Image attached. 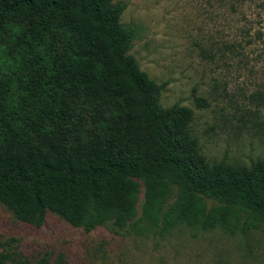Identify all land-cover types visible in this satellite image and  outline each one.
I'll return each mask as SVG.
<instances>
[{"label":"trees","instance_id":"1","mask_svg":"<svg viewBox=\"0 0 264 264\" xmlns=\"http://www.w3.org/2000/svg\"><path fill=\"white\" fill-rule=\"evenodd\" d=\"M114 1L0 0V204L35 227L54 213L85 231L132 223L142 190V214L165 230L264 218V161L205 159L193 111L162 108V87L128 55ZM10 263L29 264L0 252Z\"/></svg>","mask_w":264,"mask_h":264},{"label":"rangeland","instance_id":"2","mask_svg":"<svg viewBox=\"0 0 264 264\" xmlns=\"http://www.w3.org/2000/svg\"><path fill=\"white\" fill-rule=\"evenodd\" d=\"M114 4L124 5L119 22L133 32L128 55L162 87L160 106L193 111L189 129L205 159L233 166L264 161V0ZM197 98L207 106L197 107ZM143 201L142 190L126 227L107 223L91 231L54 213L35 227L0 204V252L29 264H264V218L237 210L228 229L165 230L144 217Z\"/></svg>","mask_w":264,"mask_h":264}]
</instances>
